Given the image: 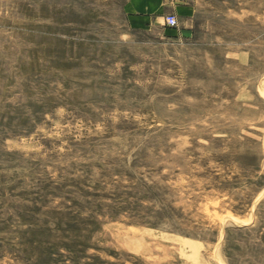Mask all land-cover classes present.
<instances>
[{"label":"rangeland","instance_id":"1","mask_svg":"<svg viewBox=\"0 0 264 264\" xmlns=\"http://www.w3.org/2000/svg\"><path fill=\"white\" fill-rule=\"evenodd\" d=\"M0 264H264V0H0Z\"/></svg>","mask_w":264,"mask_h":264},{"label":"crops","instance_id":"2","mask_svg":"<svg viewBox=\"0 0 264 264\" xmlns=\"http://www.w3.org/2000/svg\"><path fill=\"white\" fill-rule=\"evenodd\" d=\"M158 1V0H157ZM137 6V14L130 15V21L135 25H143L145 23H148L152 20V15L155 13V11H159L158 4L160 6V3H154L153 5L147 1H140ZM162 7V6H161ZM160 7V8H161Z\"/></svg>","mask_w":264,"mask_h":264},{"label":"built area","instance_id":"3","mask_svg":"<svg viewBox=\"0 0 264 264\" xmlns=\"http://www.w3.org/2000/svg\"><path fill=\"white\" fill-rule=\"evenodd\" d=\"M165 21L166 23L169 25V26H175L177 25V19L175 17V15L173 14H168L165 18Z\"/></svg>","mask_w":264,"mask_h":264}]
</instances>
